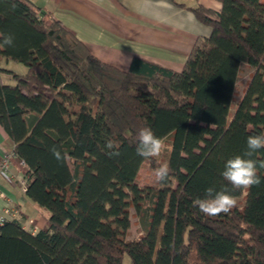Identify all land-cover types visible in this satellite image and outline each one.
Returning <instances> with one entry per match:
<instances>
[{"label": "trees", "instance_id": "obj_1", "mask_svg": "<svg viewBox=\"0 0 264 264\" xmlns=\"http://www.w3.org/2000/svg\"><path fill=\"white\" fill-rule=\"evenodd\" d=\"M219 1L189 8L211 31L175 70L140 57L120 69L34 1L0 0V32L14 36L0 63L24 66L0 64V125L24 162V197L47 212L35 232L19 218L0 224V264H264V169L243 190L221 175L264 133V1ZM242 64L252 72L235 100ZM143 126L164 141L160 156L136 155ZM144 163L167 164L168 181L140 184ZM222 186L246 191L241 207L209 217L193 206Z\"/></svg>", "mask_w": 264, "mask_h": 264}, {"label": "crops", "instance_id": "obj_2", "mask_svg": "<svg viewBox=\"0 0 264 264\" xmlns=\"http://www.w3.org/2000/svg\"><path fill=\"white\" fill-rule=\"evenodd\" d=\"M32 1L73 31L95 57L120 69H127L133 57L181 69L195 41L211 31L189 8H221L219 0ZM13 146L0 125V159ZM11 170L22 172L16 158L11 159ZM0 187L5 195L21 204L18 218L25 229L29 221L36 230L45 225L47 212L29 202L18 185L0 174ZM2 204L0 199V207Z\"/></svg>", "mask_w": 264, "mask_h": 264}, {"label": "clouds", "instance_id": "obj_3", "mask_svg": "<svg viewBox=\"0 0 264 264\" xmlns=\"http://www.w3.org/2000/svg\"><path fill=\"white\" fill-rule=\"evenodd\" d=\"M0 37H2L0 48L14 45L12 34L0 32ZM136 139V155L142 158H154L165 151L164 141L157 137L149 126L141 127L136 133ZM105 148L110 157L120 155L118 145L113 140H106ZM261 149H264V133L249 135L243 154L235 155L225 161L221 175L231 185V190L250 189L261 184L258 170L264 169V161H258L254 158L255 153ZM50 151L58 161L63 159L61 152L55 146L51 147ZM170 173L171 168L167 164L159 166L154 172L155 181L166 183ZM236 204L235 197L230 194V190L226 186H222L220 190L215 187H208L203 198L198 197L193 200V206L209 217L218 216L221 213L229 214Z\"/></svg>", "mask_w": 264, "mask_h": 264}, {"label": "rangeland", "instance_id": "obj_4", "mask_svg": "<svg viewBox=\"0 0 264 264\" xmlns=\"http://www.w3.org/2000/svg\"><path fill=\"white\" fill-rule=\"evenodd\" d=\"M3 67L11 68L15 72L21 73L24 71V66L20 63H15V62H5L3 61L0 63ZM252 72V68H250L247 65L242 64L240 67L239 71V77L237 79V86H236V93H235V100L238 99V97L241 94V91L249 78L250 73ZM6 79V78H5ZM160 166V165H159ZM158 168V166L154 165L152 166L150 163H144L141 168L139 169V176H138V182L140 184H149V185H155L157 182L155 181L154 178V172L155 169ZM246 194V191L243 192V194L239 197H236L237 204L234 208H239L242 206L244 203V196ZM133 209H131V213L133 214ZM131 224L129 228L130 232V238L136 237L138 234V224H137V218L135 215H132L131 219ZM123 264H130V260L127 255L124 256Z\"/></svg>", "mask_w": 264, "mask_h": 264}, {"label": "built area", "instance_id": "obj_5", "mask_svg": "<svg viewBox=\"0 0 264 264\" xmlns=\"http://www.w3.org/2000/svg\"><path fill=\"white\" fill-rule=\"evenodd\" d=\"M15 158L14 153L7 152L0 159V174L4 176L9 183L18 185L22 191L25 189L26 178L23 172H13L11 170V159ZM21 166H24V162H20ZM0 199L3 200V204L0 207V224L5 221L15 220L19 217L20 203H15L11 198L4 194L0 187ZM29 226L26 228L31 232H35L36 229L31 227V221Z\"/></svg>", "mask_w": 264, "mask_h": 264}]
</instances>
